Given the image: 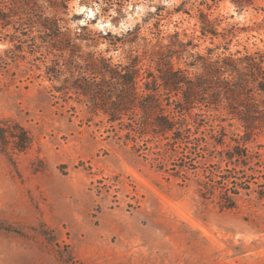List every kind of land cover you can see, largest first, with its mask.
Segmentation results:
<instances>
[{
  "label": "rangeland",
  "instance_id": "374dc122",
  "mask_svg": "<svg viewBox=\"0 0 264 264\" xmlns=\"http://www.w3.org/2000/svg\"><path fill=\"white\" fill-rule=\"evenodd\" d=\"M66 4L74 31L121 35L140 24L153 38L157 24L164 42L178 32L200 53L264 51V0L244 9L231 0ZM201 10L226 37H202ZM33 35L0 24V125L20 122L32 137L24 152L8 139L11 159L0 151V264H264V130L243 147L242 166L221 161L228 147L210 125L200 146L174 151L172 140L141 137L57 91ZM125 48L96 50L117 62ZM223 124L230 144L244 132L237 120ZM220 175L242 186L233 209L221 206L234 185Z\"/></svg>",
  "mask_w": 264,
  "mask_h": 264
},
{
  "label": "trees",
  "instance_id": "16d2710c",
  "mask_svg": "<svg viewBox=\"0 0 264 264\" xmlns=\"http://www.w3.org/2000/svg\"><path fill=\"white\" fill-rule=\"evenodd\" d=\"M231 1L240 9L255 2ZM65 9L66 0H0V24L15 33H34L33 51L41 52L45 76L58 82L57 91L76 94L92 112H103L111 122L141 137L172 140L174 151L200 146L202 129L210 125L214 143L228 147L221 161L245 165L248 156L243 147L264 130V51L227 52L226 45L216 54L218 45L200 53L194 50L198 44L180 38L178 32L164 42L167 37L157 24L153 38L139 34L140 24L121 35L110 30L93 33L87 24L74 31ZM200 19L202 37H226L208 13L201 10ZM102 43L106 51L129 46L127 60L115 62L96 50ZM227 120H237L244 131L231 144L226 142L223 124ZM9 138L18 152L26 151L32 142L24 125L7 120L0 125V151L9 158ZM220 177L235 186L230 188L233 195L224 196L221 204L233 209L242 186L232 177ZM201 185V196L207 197L211 188L206 181Z\"/></svg>",
  "mask_w": 264,
  "mask_h": 264
}]
</instances>
